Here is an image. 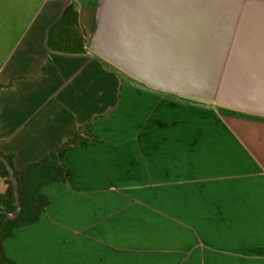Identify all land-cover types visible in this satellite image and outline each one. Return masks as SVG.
Listing matches in <instances>:
<instances>
[{"label":"crops","instance_id":"1","mask_svg":"<svg viewBox=\"0 0 264 264\" xmlns=\"http://www.w3.org/2000/svg\"><path fill=\"white\" fill-rule=\"evenodd\" d=\"M68 8L85 52L58 45ZM97 8L0 0V153L20 171L77 139L58 152L66 181L42 189L46 210L4 241L6 257L264 264V120L137 86L89 50Z\"/></svg>","mask_w":264,"mask_h":264},{"label":"water","instance_id":"2","mask_svg":"<svg viewBox=\"0 0 264 264\" xmlns=\"http://www.w3.org/2000/svg\"><path fill=\"white\" fill-rule=\"evenodd\" d=\"M89 50L147 90L264 118V0H98Z\"/></svg>","mask_w":264,"mask_h":264},{"label":"trees","instance_id":"3","mask_svg":"<svg viewBox=\"0 0 264 264\" xmlns=\"http://www.w3.org/2000/svg\"><path fill=\"white\" fill-rule=\"evenodd\" d=\"M77 25V15L71 8H68L62 19L54 27V30H56L54 32H56V37L58 38V45L62 46V49L70 52H85L86 48L84 44L86 41L82 34L77 33ZM113 68L116 69L115 67ZM195 103L200 104L197 102ZM216 108L222 114H236L239 116L264 120L263 117L219 107ZM76 141L77 139L69 140L64 143L62 147L45 156L41 161L30 164L20 171L15 170V175L19 184L22 212L20 216L14 220H9L5 214H0V264H15L6 257L3 243L7 238H10L13 235L15 229L28 226L40 219L42 213L46 210V207L49 204V200L42 193V189L46 186L66 181L65 170L58 160V152L62 148L74 144ZM7 159L11 162L10 157H7ZM0 175L7 186L5 193L0 195V211L13 212L17 208L13 183L2 162H0Z\"/></svg>","mask_w":264,"mask_h":264},{"label":"rangeland","instance_id":"4","mask_svg":"<svg viewBox=\"0 0 264 264\" xmlns=\"http://www.w3.org/2000/svg\"><path fill=\"white\" fill-rule=\"evenodd\" d=\"M221 114H222V113H221ZM234 116H236V117L240 118V116H239V115H236V114H234Z\"/></svg>","mask_w":264,"mask_h":264},{"label":"built area","instance_id":"5","mask_svg":"<svg viewBox=\"0 0 264 264\" xmlns=\"http://www.w3.org/2000/svg\"><path fill=\"white\" fill-rule=\"evenodd\" d=\"M213 107H215V106H213ZM216 108V107H215ZM217 109V108H216ZM218 110V109H217Z\"/></svg>","mask_w":264,"mask_h":264},{"label":"flooded vegetation","instance_id":"6","mask_svg":"<svg viewBox=\"0 0 264 264\" xmlns=\"http://www.w3.org/2000/svg\"><path fill=\"white\" fill-rule=\"evenodd\" d=\"M191 102H193V101H191ZM195 103V102H194Z\"/></svg>","mask_w":264,"mask_h":264}]
</instances>
